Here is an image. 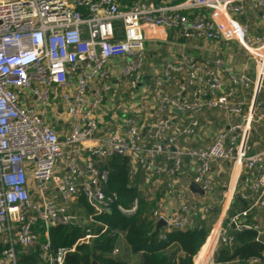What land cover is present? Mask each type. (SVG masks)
Here are the masks:
<instances>
[{"label": "built area", "instance_id": "2783aa9c", "mask_svg": "<svg viewBox=\"0 0 264 264\" xmlns=\"http://www.w3.org/2000/svg\"><path fill=\"white\" fill-rule=\"evenodd\" d=\"M173 2L0 0V264H29L22 253L35 254L38 264H63L101 234L115 238L117 255L125 231L97 218L118 200L105 190V165L114 156L126 160L129 181L151 204L152 228L164 221L160 238L205 220L215 208L202 200L216 188L212 165L229 163L234 183L227 205L237 195L248 206L215 223L203 264H264V217L248 219L264 209V145L256 150L249 143L253 124H264V32L252 34L238 21L249 4L264 24V0ZM172 29L190 42L238 43L254 76L226 68L219 56L184 54L146 70L149 44L167 42L170 35L160 31ZM215 112L227 123L212 131L213 118L203 124L198 116ZM185 162L192 174L184 183ZM190 183L203 195L191 192ZM138 206V197L127 208L117 204L127 215ZM72 219L82 235L52 249L48 230ZM244 230L254 232L261 252L215 262L217 247Z\"/></svg>", "mask_w": 264, "mask_h": 264}, {"label": "trees", "instance_id": "16d2710c", "mask_svg": "<svg viewBox=\"0 0 264 264\" xmlns=\"http://www.w3.org/2000/svg\"><path fill=\"white\" fill-rule=\"evenodd\" d=\"M105 167L108 169V183L105 190L116 192L118 200L111 206L110 213H104L97 218L111 228L125 231L124 242L130 252L140 253L139 264H193V257L204 244L210 230L208 220L211 215L206 221H198L194 228L171 230L165 234L164 238H160L161 231L152 228V223L147 216L151 204L141 198L136 183L128 179L126 160L114 156L107 161ZM137 197L139 206L135 213L127 215L118 210L117 204L127 208ZM79 203L86 214L91 213L92 209L83 197H80ZM247 206L248 202L236 195L228 210V216ZM82 232L83 226L79 222L64 227H51L48 230L50 246L52 249L70 246L82 235ZM114 244V237L101 234L91 244L78 246L75 252L67 254L63 264H93L94 262L128 264L124 258L111 253ZM261 250L262 246L254 241V232L244 230L233 232V241L230 244H220L213 258L215 262L221 263L258 255ZM20 259L29 264H38L36 255L32 253H22Z\"/></svg>", "mask_w": 264, "mask_h": 264}, {"label": "crops", "instance_id": "0c3cea01", "mask_svg": "<svg viewBox=\"0 0 264 264\" xmlns=\"http://www.w3.org/2000/svg\"><path fill=\"white\" fill-rule=\"evenodd\" d=\"M181 0H174L173 3L180 2ZM246 12H244L243 16L238 17V21L247 23L250 31L252 34H263L264 32V24H262L259 21V11L252 10L249 4H246L245 6ZM161 34H167L170 35L168 38L167 42H152L148 46V51H147V65L145 66V69L148 70L149 64L151 65V70H160L162 67V64L164 61L167 59H172L178 54H184V55H192L194 57L198 58H213L216 56L221 57L225 61V66L226 68L233 70L237 73L243 72L247 74L250 77H253L255 74L254 70V63L251 60V58L248 56L245 52V50L239 45L238 43L234 42V46H230L229 42H221V43H213V44H205L204 42H190L187 41L183 38L177 37L176 35V30H161ZM223 78L226 80V75L223 73ZM227 82V81H226ZM252 90H248V98H251ZM203 124H206V121L210 118H213V121L210 125V130L215 131L217 129H220L222 127L226 126V121L224 114L221 112H215L213 115L207 114L205 115H199L198 116ZM237 119L236 118H231V122H235ZM206 143V141H204ZM249 143L256 149L258 150L262 145H264V124L263 123H254L252 126V129L250 131L249 135ZM228 167L226 171H224L225 167ZM229 168L230 164L227 162H216L212 165V176L216 182V188L215 191L209 196L204 195L202 200L204 202H209L212 203L214 198L218 199V194L219 189L223 190L224 188H227L228 186L230 189L226 192V199L224 200V205L223 208L219 214V218L217 219L218 223L220 220L225 219L228 216V210L230 208L231 203L233 200L230 202L229 206L227 205L230 199V193L233 187L234 183V176L229 174ZM192 174L191 171V166L188 164V162L184 163L183 166V173L180 175V181L186 182L187 178H189ZM230 175V177H229ZM223 176V177H222ZM229 178V180H228ZM220 180V181H219ZM227 186H223L221 181H227ZM233 181V182H232ZM198 200H201L199 198H195ZM201 200V201H202ZM214 203V202H213ZM215 205V204H214ZM247 208V207H246ZM244 210V209H243ZM242 210H236L233 214L240 212ZM218 209L217 205H215L214 210L208 214L207 216L209 219L213 220L212 215L217 214ZM232 214V215H233ZM252 215L249 216L248 219L251 218H261V216L264 215V209L262 210H254V212L251 213ZM206 216V217H207ZM205 217V221L208 220V217ZM256 220V219H254ZM203 221V220H202ZM210 222V220H208ZM216 224L213 228V235L215 232L218 231V225ZM211 226V222H210ZM211 235V237L208 240V244H204L201 246L199 249L198 253L196 254L194 258L195 264H203L204 261L208 258L210 255V250L209 247L212 246L209 242L212 240L214 242V236ZM213 237V238H212ZM119 248L120 251L117 254L118 256L124 258L128 264H139L140 263V253H132L129 251L127 245L125 244L124 240L119 242Z\"/></svg>", "mask_w": 264, "mask_h": 264}, {"label": "rangeland", "instance_id": "374dc122", "mask_svg": "<svg viewBox=\"0 0 264 264\" xmlns=\"http://www.w3.org/2000/svg\"><path fill=\"white\" fill-rule=\"evenodd\" d=\"M229 45L233 47L234 46V42L233 41L229 42ZM223 169H225L224 171H226L228 169V167L226 166ZM228 172L230 174L231 167L229 168V171ZM229 177H230V175H229ZM228 180H229V178H228ZM228 180L227 181H221L222 184H223V186H225V187L227 186ZM226 190H227V188H224L223 190L219 189L220 195L218 194V199L217 198H214V200H213L214 204L217 205L218 212L215 215V218L212 216L213 217V220L210 219V222H211L212 225H215V223L217 222V219L219 218L218 216H219V214H220V212H221V210L223 208V205H224V200H225L224 194H225V191ZM263 217H264V215H263Z\"/></svg>", "mask_w": 264, "mask_h": 264}, {"label": "water", "instance_id": "95a60500", "mask_svg": "<svg viewBox=\"0 0 264 264\" xmlns=\"http://www.w3.org/2000/svg\"><path fill=\"white\" fill-rule=\"evenodd\" d=\"M146 79H148V76H147V75L144 76V80H146ZM175 111H177V110H175ZM189 190H190L191 192H194V193H198V194H200V195H203V191H202V190H201L196 184H194V183H190V184H189ZM110 211H111V210H108L107 213H110ZM72 222L74 223L75 220L72 219ZM162 226H165V223H164L163 220H159V221L156 223V225H155V230H159ZM31 229H33V227H31ZM93 264H97V263L94 262Z\"/></svg>", "mask_w": 264, "mask_h": 264}, {"label": "bare ground", "instance_id": "6f19581e", "mask_svg": "<svg viewBox=\"0 0 264 264\" xmlns=\"http://www.w3.org/2000/svg\"><path fill=\"white\" fill-rule=\"evenodd\" d=\"M232 182H233V181H232ZM225 199H226V196H225ZM212 231H213V230H212ZM212 233H213V232H211V234L208 236V238H207V240H206V242H205L204 244H206V243L208 242V240H209V238L211 237V235H213ZM217 233H218V231L215 232V234L213 235V236H214V242H215V240H216ZM212 238H213V237H212ZM214 242H212V240H211L209 243L213 246V245H214ZM204 244H203V245H204ZM207 244H208V243H207ZM208 246H209V244H208ZM212 246L209 247L210 252H211Z\"/></svg>", "mask_w": 264, "mask_h": 264}]
</instances>
